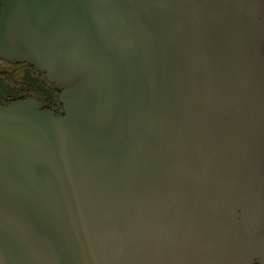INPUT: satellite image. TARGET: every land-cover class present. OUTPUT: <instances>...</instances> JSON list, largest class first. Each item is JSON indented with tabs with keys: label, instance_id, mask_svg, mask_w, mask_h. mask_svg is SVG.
<instances>
[{
	"label": "water",
	"instance_id": "1",
	"mask_svg": "<svg viewBox=\"0 0 264 264\" xmlns=\"http://www.w3.org/2000/svg\"><path fill=\"white\" fill-rule=\"evenodd\" d=\"M0 57L62 104L0 103V264L264 252V0H4Z\"/></svg>",
	"mask_w": 264,
	"mask_h": 264
},
{
	"label": "flooded vegetation",
	"instance_id": "2",
	"mask_svg": "<svg viewBox=\"0 0 264 264\" xmlns=\"http://www.w3.org/2000/svg\"><path fill=\"white\" fill-rule=\"evenodd\" d=\"M3 2L4 0H0V9ZM56 92L55 84L47 78L45 72L34 65L0 57V103L33 98L40 102L41 108L58 111L60 102H52ZM254 264H264V252L254 260Z\"/></svg>",
	"mask_w": 264,
	"mask_h": 264
},
{
	"label": "trees",
	"instance_id": "3",
	"mask_svg": "<svg viewBox=\"0 0 264 264\" xmlns=\"http://www.w3.org/2000/svg\"><path fill=\"white\" fill-rule=\"evenodd\" d=\"M56 90H57L56 95H55L56 97L52 98V102L55 103V104H59L60 101H59V98H58V94L60 93L61 90L58 87H56ZM60 104H61V102H60Z\"/></svg>",
	"mask_w": 264,
	"mask_h": 264
}]
</instances>
